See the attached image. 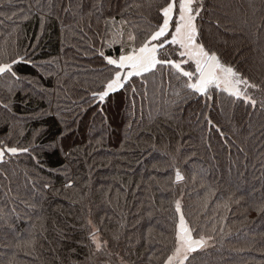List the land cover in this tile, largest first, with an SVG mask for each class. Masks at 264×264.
<instances>
[{
  "label": "trees",
  "instance_id": "trees-1",
  "mask_svg": "<svg viewBox=\"0 0 264 264\" xmlns=\"http://www.w3.org/2000/svg\"><path fill=\"white\" fill-rule=\"evenodd\" d=\"M151 2L0 0V59L31 61L15 66L19 81L0 80L10 108L0 107V140L38 160L0 165V264H164L177 200L196 232L214 237L186 264H264V0H203L198 18L203 42L259 86L248 90L255 108L226 94L177 97L159 73L97 104L108 17L147 28L163 0Z\"/></svg>",
  "mask_w": 264,
  "mask_h": 264
},
{
  "label": "snow or ice",
  "instance_id": "snow-or-ice-1",
  "mask_svg": "<svg viewBox=\"0 0 264 264\" xmlns=\"http://www.w3.org/2000/svg\"><path fill=\"white\" fill-rule=\"evenodd\" d=\"M151 6L152 2L149 0V7ZM204 10L203 0H163L162 3L156 4V15L150 19L147 28H142L134 19L124 17L123 13H120L122 18L119 21L115 16L108 17L105 33L100 37L102 47L98 54L103 58L109 75L99 90L91 93L93 100L97 104L110 103L119 98L118 94L123 95L129 90L135 95L137 89L134 86V78H139L140 83L146 86L149 76L159 73L162 78L166 74L169 83L175 81L174 95L177 97L184 94L203 97L206 102L215 103L217 97L226 94L233 102L243 101L255 108L258 102L248 90L259 91V86L251 83L225 61L216 48L203 42L204 33L198 25V18L203 19L201 14ZM116 45L119 47H115ZM104 46L112 49L114 54L106 55ZM5 55L6 51L0 49V57ZM20 63L31 61L25 60L24 57H9L7 61L0 59V80L12 83L19 81L15 66ZM8 90L11 92V85ZM260 104L264 107V101H260ZM0 107L10 111L6 103L0 102ZM206 120L217 132L221 131L210 118L206 117ZM30 147L10 146L0 140V165L8 163L6 157H16L22 153H28L32 155L33 160H37ZM192 179L195 181L196 177L193 176ZM184 180L185 176L180 169L175 168L172 182L179 184ZM66 187H71V184ZM210 194L215 195L214 192ZM230 200L231 196L225 200V208ZM204 206L207 207V201ZM175 211L179 214V219L174 230L173 247L164 264H186L190 261L192 253L211 247L210 242L214 239L211 235L196 232L186 219L179 200L175 203ZM258 211H264V207ZM98 232L99 229L92 232L91 238L96 250L101 251L107 241H101Z\"/></svg>",
  "mask_w": 264,
  "mask_h": 264
}]
</instances>
